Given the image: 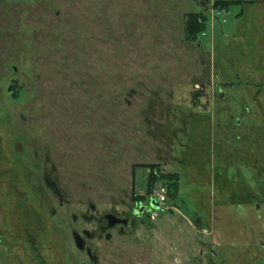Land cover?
<instances>
[{
  "label": "rangeland",
  "instance_id": "374dc122",
  "mask_svg": "<svg viewBox=\"0 0 264 264\" xmlns=\"http://www.w3.org/2000/svg\"><path fill=\"white\" fill-rule=\"evenodd\" d=\"M7 84L8 148L50 161L64 201L52 235L33 229L47 264H81L80 226L93 264H264V0H0ZM159 186L110 238L71 219L130 215Z\"/></svg>",
  "mask_w": 264,
  "mask_h": 264
},
{
  "label": "flooded vegetation",
  "instance_id": "af4514ba",
  "mask_svg": "<svg viewBox=\"0 0 264 264\" xmlns=\"http://www.w3.org/2000/svg\"><path fill=\"white\" fill-rule=\"evenodd\" d=\"M9 90L13 91L12 86L7 84L5 92L0 94L4 101L10 95ZM12 117L9 110L5 114L0 112V264H47L43 257L44 254L42 255L40 252L39 237L34 234L33 229L38 232L39 223L45 220L46 225L48 224L49 234L52 235L53 229L50 224L56 212L54 198L57 199L60 206L64 201L62 193L50 173L52 163L49 161V166L43 165L40 172L38 153L35 151V147L32 151L33 158L29 162H24L22 159V152L17 147L20 143L19 139L16 138L13 141L11 151L9 150L8 133L5 128L8 122H15L12 121ZM47 159L50 158L47 156ZM41 182L42 186H40ZM148 195H144L142 199L137 198L138 196L134 197L130 215H127L126 212L118 213L116 211L93 215L85 209L78 212V215L72 214L71 219L73 221L80 219L84 222L94 221L96 224L94 228L98 230L96 235L101 237L103 232L105 238H110V229L123 232L126 227L135 223V218L149 214L151 208ZM155 199V203H160L156 196ZM252 200L251 204L257 208L258 203ZM89 206L91 209L95 207L93 204H89ZM64 232L68 238L67 230L65 229ZM69 234L76 248L85 256L81 264L96 262L98 256L93 252L90 244V240L95 237V230L85 226L71 227ZM76 242L82 248L77 247ZM68 243L71 246L69 238ZM91 255H95L96 261L91 260Z\"/></svg>",
  "mask_w": 264,
  "mask_h": 264
},
{
  "label": "trees",
  "instance_id": "16d2710c",
  "mask_svg": "<svg viewBox=\"0 0 264 264\" xmlns=\"http://www.w3.org/2000/svg\"><path fill=\"white\" fill-rule=\"evenodd\" d=\"M223 3L227 4L226 2H223ZM199 28L200 27L197 24V22L194 21V20H191V21L188 22V25L186 27L187 34L190 35L191 37H194L195 34L200 30ZM173 174H174V176L177 175V173H169L167 175H169V177L172 178ZM151 176L152 177L149 178V185H151L153 183L154 179L157 177V176H154V175H151Z\"/></svg>",
  "mask_w": 264,
  "mask_h": 264
},
{
  "label": "built area",
  "instance_id": "2783aa9c",
  "mask_svg": "<svg viewBox=\"0 0 264 264\" xmlns=\"http://www.w3.org/2000/svg\"><path fill=\"white\" fill-rule=\"evenodd\" d=\"M153 194H155L158 202L160 203H163L167 198V193L163 186L157 187L156 191Z\"/></svg>",
  "mask_w": 264,
  "mask_h": 264
},
{
  "label": "water",
  "instance_id": "95a60500",
  "mask_svg": "<svg viewBox=\"0 0 264 264\" xmlns=\"http://www.w3.org/2000/svg\"><path fill=\"white\" fill-rule=\"evenodd\" d=\"M149 199H150V205H149L150 208L158 207V204L154 202L155 196H154L153 193H150V195H149ZM155 200H156V199H155ZM76 245H77V247L82 248V246H81L78 242H76ZM91 260H92V261H96V257H95V255H94V256L91 255Z\"/></svg>",
  "mask_w": 264,
  "mask_h": 264
},
{
  "label": "crops",
  "instance_id": "0c3cea01",
  "mask_svg": "<svg viewBox=\"0 0 264 264\" xmlns=\"http://www.w3.org/2000/svg\"><path fill=\"white\" fill-rule=\"evenodd\" d=\"M169 173H173V172H167V174H169ZM175 173V172H174Z\"/></svg>",
  "mask_w": 264,
  "mask_h": 264
}]
</instances>
